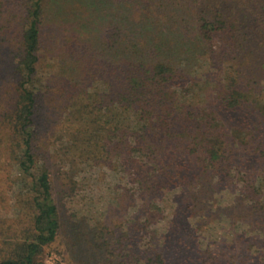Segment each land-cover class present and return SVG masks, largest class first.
Here are the masks:
<instances>
[{
	"label": "trees",
	"instance_id": "trees-1",
	"mask_svg": "<svg viewBox=\"0 0 264 264\" xmlns=\"http://www.w3.org/2000/svg\"><path fill=\"white\" fill-rule=\"evenodd\" d=\"M37 113L59 142L49 157L95 170L107 217L127 218L100 242L58 213ZM10 162L30 212L0 264H40L58 234L74 264H202L189 226L213 191L264 214V0H0V174Z\"/></svg>",
	"mask_w": 264,
	"mask_h": 264
},
{
	"label": "rangeland",
	"instance_id": "rangeland-1",
	"mask_svg": "<svg viewBox=\"0 0 264 264\" xmlns=\"http://www.w3.org/2000/svg\"><path fill=\"white\" fill-rule=\"evenodd\" d=\"M46 95V93L42 94V99ZM50 110H52L51 107ZM34 127L35 130L43 133V138L37 141L41 147V155L38 153V157L44 156L41 161L48 164L51 191L61 218L65 219L72 211L79 218V235L84 236L85 228L91 225L96 229L98 242L102 240L104 232L114 230V221L127 224V218L121 212H116L115 217L114 215L107 217L111 209L106 201L107 194L102 185L101 175L94 170L84 174L85 178L81 180L76 175H72L73 166L70 162H60L54 157H49L59 142L48 134L49 121L43 113L36 114ZM52 161L56 164L52 165ZM14 174L12 163L4 164L0 174V257L4 252L3 248L7 245L5 242L18 238L22 234L23 227H26L28 223L30 212L27 203L20 201V197L27 196L28 191L24 186H20L17 180H14ZM115 184L122 186L127 182L120 179L115 181ZM169 204H162L163 212L156 224L158 236H169L175 232L168 222ZM261 211L253 207L251 199L243 198L236 191L219 194L213 191L209 206L198 212L189 226V229L194 232V225L202 224L201 229L194 232L197 241L200 242L198 260L200 259L202 264H222L221 256L215 255L214 252L227 249L226 251H232V264H264V214ZM118 234L124 235V232L120 230ZM255 235L257 241L253 239ZM239 236L249 242H245L249 247L248 258L238 253L237 246L232 249V238ZM60 238L58 234L55 241L44 246L39 256L40 264H74L69 259L68 253L62 251L59 244ZM124 242L126 240L122 243ZM205 247H208L209 252H203ZM56 248H61V250L58 251ZM189 262L185 257L180 256L178 259V264H189Z\"/></svg>",
	"mask_w": 264,
	"mask_h": 264
}]
</instances>
